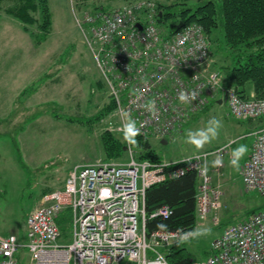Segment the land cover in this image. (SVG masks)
<instances>
[{"label": "built area", "instance_id": "built-area-1", "mask_svg": "<svg viewBox=\"0 0 264 264\" xmlns=\"http://www.w3.org/2000/svg\"><path fill=\"white\" fill-rule=\"evenodd\" d=\"M71 1L72 8L79 2ZM73 12L122 125L127 113L142 133L163 138L219 98L237 119H264V97L254 92L244 96L235 86L223 84L219 70L209 68L212 44L200 23L184 24L164 35L149 0L83 15ZM181 92L189 95L187 103L179 100ZM151 100L154 114L144 107ZM253 138L241 177L247 190L264 197V124ZM226 148L160 162L139 160L130 148L126 161L100 159L75 165L64 187L45 193L42 203L28 213L25 243L15 234L0 235V264H20L21 247L28 248L31 264H171L165 250L189 231L148 232L146 190L195 170L200 177L197 217H207L222 207L224 192L221 184L214 183L212 159H222L223 166ZM66 211L72 230L68 241L61 242L59 219ZM170 214L165 205L151 216ZM192 264H264V208L227 226L211 242L208 257Z\"/></svg>", "mask_w": 264, "mask_h": 264}, {"label": "rangeland", "instance_id": "rangeland-1", "mask_svg": "<svg viewBox=\"0 0 264 264\" xmlns=\"http://www.w3.org/2000/svg\"><path fill=\"white\" fill-rule=\"evenodd\" d=\"M134 1L137 0H82L75 6L73 1L72 8L71 0H49L53 27L45 41L37 44L33 40L35 56L31 53L30 34L17 30L19 20L15 18L12 24H4L7 30L0 29V61H5L0 67V87L4 89L0 94L2 101H10L4 97L13 98V88L6 91L9 78L27 77L35 68L31 66L35 60L39 63L36 70L43 63L41 78L35 85L40 88V96L26 93L24 104L27 107H17L15 114L8 116L2 125L6 133L0 134V235L15 234L25 243L28 213L42 203L43 193L61 187L75 165L107 158L102 138L104 132L112 131L123 138L116 109L104 113L111 96L73 11L83 15L94 9L112 10ZM149 1L155 5L158 15L161 3L174 9L192 5L198 0ZM222 36L218 30L212 35L209 68L217 69L220 64L231 60L229 46H221V52L215 53L217 46L225 43L220 41ZM1 79L7 80L4 85ZM193 114L168 135L164 144L161 138L150 136L166 159L225 145L232 153L239 145L248 147L253 132L264 124L261 119L240 121L230 114L226 103L219 101L195 114L196 117H191ZM9 117L13 118L11 122ZM212 117L221 120L223 125L217 139L201 150L184 142L187 130L204 128ZM129 157L130 149H127L120 159L108 160L126 161ZM225 177L222 172L217 175L224 192L222 207L199 219L193 229L210 228L211 234L171 244L184 247L194 261L208 257L211 242L227 226L245 220L250 213L263 208L262 194L245 188L241 166L239 171L230 169L228 179ZM71 230L70 224L67 235H71ZM60 241L67 242L68 239L63 236ZM19 255L21 264H31L27 247H21Z\"/></svg>", "mask_w": 264, "mask_h": 264}, {"label": "trees", "instance_id": "trees-1", "mask_svg": "<svg viewBox=\"0 0 264 264\" xmlns=\"http://www.w3.org/2000/svg\"><path fill=\"white\" fill-rule=\"evenodd\" d=\"M79 2L81 3L82 0ZM176 5L178 3L174 4ZM159 9L157 22L164 35L170 36L175 33L181 21L184 24L200 23L210 40L211 38L214 40L212 35L218 30V33L223 35L220 41L225 43L217 46L215 53L221 52V46L225 48L229 46L231 53L230 62L217 66V70L222 74L223 82L226 85L235 86L244 96L254 92L257 96L264 97V0H198L192 5L174 9L161 3ZM0 12L17 18L37 44L45 41L52 31L53 15L49 0H0ZM216 101L211 99L202 110L208 109ZM115 109L116 103L110 98L104 113L107 114ZM202 110L195 114L198 115ZM195 114L191 117H196ZM2 122L0 118V125ZM3 133L6 131L0 130V134ZM102 138L107 153L105 159H120L130 148L139 160L149 159L160 162L165 159L152 142L150 135L146 133L141 132L136 137L138 147L127 144L123 138L117 137L112 131L104 132ZM199 183L198 173L190 170L150 186L145 195L147 231L193 230L198 222ZM47 192L49 191L44 192L43 195ZM165 205L171 208V214L168 217L151 216L153 212ZM59 222L64 236L67 237L70 225L68 211L64 212ZM158 225L165 227L161 228ZM165 254L171 264L194 262V259L185 252V248L176 244L166 249ZM18 257H20L19 253Z\"/></svg>", "mask_w": 264, "mask_h": 264}, {"label": "clouds", "instance_id": "clouds-1", "mask_svg": "<svg viewBox=\"0 0 264 264\" xmlns=\"http://www.w3.org/2000/svg\"><path fill=\"white\" fill-rule=\"evenodd\" d=\"M195 99V96H192ZM179 100L182 103H187L189 101V95L185 92L179 94ZM144 107L150 112L155 113V100L149 101ZM126 121L121 127L124 141L132 146H139L136 139L137 136L141 134L140 128L137 127V122L127 113L125 114ZM223 127L221 120L216 117H212L207 121L204 128H199L196 130H187L185 143L192 145L195 149L201 150L206 144H210L213 140L217 139L219 136V130ZM249 149L247 145H239L237 148L233 149L230 160V166L236 171L240 170V161L248 153ZM222 159L217 158L213 161V167L222 166ZM206 171V169H205ZM158 227H165L164 225H158ZM180 231V230H178ZM211 234L210 228L196 229L191 232L182 233L179 237V242H187L190 238H199L202 236H207Z\"/></svg>", "mask_w": 264, "mask_h": 264}, {"label": "crops", "instance_id": "crops-1", "mask_svg": "<svg viewBox=\"0 0 264 264\" xmlns=\"http://www.w3.org/2000/svg\"><path fill=\"white\" fill-rule=\"evenodd\" d=\"M12 21H15V17H13L12 15L5 14V13H1L0 12V29L7 30L6 28H4V24H12ZM17 26H18V29H17L18 31H20L22 33H27V34L29 33V32H27L23 28V26H22V24H21L20 21L18 22ZM33 40H34V38L30 34V41H31V45H32V48H33L32 51H31V53H33V51L36 49L35 48V43L33 42ZM33 55L35 56L34 53H33ZM4 64H5V61L4 60L0 61V67L3 66ZM38 65H39V63L35 60V63H33V65H31L33 68L34 67L35 68L33 69V72L29 74V76H27V77L25 76L26 78L23 77V76L22 77H16V76H14L13 78L12 77L9 78V83H8L9 86L6 88V91H9V90H11L13 88V91L11 90L13 92V98L11 99V98H8V97H4L3 99H10V101H6V102H4V101H2L0 99V110H2V112H0V118L3 121L1 123V125H0V130H3L2 129V125H3L4 121H6L8 119V116H12V114H15V110H16L17 107H20V106L23 107V108H26L27 107V106L25 107V104H24V102H26V100H25V94L26 93L40 96L39 95L40 88H37L36 86H37V80L40 79L41 78V75H42L43 63H41L40 69L39 70H36V67ZM47 72H45V73H47ZM16 73H17V70L13 72V75L16 74ZM1 81H2L1 84L4 85L7 80L6 79H1ZM2 90H4V89L2 87H0V94H2ZM9 119H10V122H11V119H13V118L12 117L11 118L9 117ZM18 123H16V124H18ZM253 140H254V138L249 143V146H248L249 151L242 158V161L240 163V166H242L244 160L248 157V155L250 153V150H251V147H252V144H253ZM190 155H192V154H189V155H186V156H190ZM186 156H183V157H170L168 159H166L165 157L164 158L166 160H179V159H182V158H184ZM222 158L224 160V165L222 166V168L220 169V171H217L216 170V167H213V162H212V171H213L214 183L220 182L217 179V175L219 176L221 174V172H222V174L224 173L225 176H226L225 178L228 179L229 173H230V169H233L230 166V160L232 159L231 151L228 150L227 153H225V155L222 156ZM225 161H227L226 162L227 164H225ZM65 181H64L63 185L61 187H58L57 189L64 187Z\"/></svg>", "mask_w": 264, "mask_h": 264}, {"label": "water", "instance_id": "water-1", "mask_svg": "<svg viewBox=\"0 0 264 264\" xmlns=\"http://www.w3.org/2000/svg\"><path fill=\"white\" fill-rule=\"evenodd\" d=\"M183 25H184V22H183V21L179 22V24H178V26H177V29H180ZM138 26H139L140 28H142V25H141L140 23H138ZM219 102L222 103V101H219ZM162 142L165 143L166 140L163 139Z\"/></svg>", "mask_w": 264, "mask_h": 264}]
</instances>
